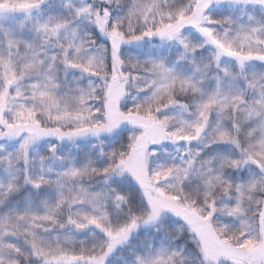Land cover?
<instances>
[{"label":"snow or ice","instance_id":"obj_1","mask_svg":"<svg viewBox=\"0 0 264 264\" xmlns=\"http://www.w3.org/2000/svg\"><path fill=\"white\" fill-rule=\"evenodd\" d=\"M0 264H264V0H0Z\"/></svg>","mask_w":264,"mask_h":264}]
</instances>
